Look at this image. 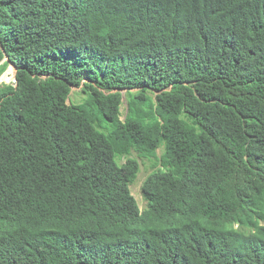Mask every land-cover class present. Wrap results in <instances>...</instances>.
<instances>
[{"label":"trees","instance_id":"obj_1","mask_svg":"<svg viewBox=\"0 0 264 264\" xmlns=\"http://www.w3.org/2000/svg\"><path fill=\"white\" fill-rule=\"evenodd\" d=\"M8 64L0 264H264V0H0Z\"/></svg>","mask_w":264,"mask_h":264},{"label":"rangeland","instance_id":"obj_2","mask_svg":"<svg viewBox=\"0 0 264 264\" xmlns=\"http://www.w3.org/2000/svg\"><path fill=\"white\" fill-rule=\"evenodd\" d=\"M6 61H4L2 63V65L5 63ZM15 67L12 64H8V67L5 69V71L0 74V86L1 87H5V86H13L16 83L15 80ZM87 81V79H85V82ZM128 92L129 91H121L122 95H123V105H122V119L125 118V115L127 114V110H128ZM133 93H135L136 91H131ZM87 100V96L86 94H84L81 90V88H72V92L70 94V98L68 100V104H74V105H81L84 104ZM98 120H96L95 122V126L98 128L97 126V122ZM102 132H105L103 130H101ZM163 150L160 149L158 150L157 154L158 156L162 155ZM133 158H136L139 163H140V173L138 175L137 180L132 184L131 186V190L132 193L134 195V197L137 199L141 210H144L147 207V202L144 200L143 195H142V185L144 183V181L147 179V177L152 173L153 169H154V164L156 163L155 160H150L147 158H142L140 155H138L137 153H133ZM127 158L123 159V162L126 161Z\"/></svg>","mask_w":264,"mask_h":264},{"label":"water","instance_id":"obj_3","mask_svg":"<svg viewBox=\"0 0 264 264\" xmlns=\"http://www.w3.org/2000/svg\"><path fill=\"white\" fill-rule=\"evenodd\" d=\"M6 61H9V59L7 58ZM14 67H15V66H14ZM15 69H16V72H17V68H15ZM15 80H16V76H15Z\"/></svg>","mask_w":264,"mask_h":264},{"label":"bare ground","instance_id":"obj_4","mask_svg":"<svg viewBox=\"0 0 264 264\" xmlns=\"http://www.w3.org/2000/svg\"><path fill=\"white\" fill-rule=\"evenodd\" d=\"M16 70V69H15ZM15 75H16V73H15Z\"/></svg>","mask_w":264,"mask_h":264},{"label":"clouds","instance_id":"obj_5","mask_svg":"<svg viewBox=\"0 0 264 264\" xmlns=\"http://www.w3.org/2000/svg\"><path fill=\"white\" fill-rule=\"evenodd\" d=\"M16 76V75H15Z\"/></svg>","mask_w":264,"mask_h":264}]
</instances>
